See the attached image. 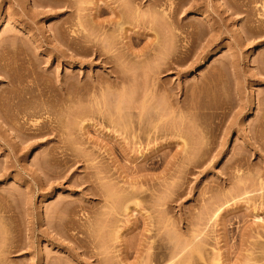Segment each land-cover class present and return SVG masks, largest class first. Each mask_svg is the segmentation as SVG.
Segmentation results:
<instances>
[{
	"label": "rangeland",
	"instance_id": "rangeland-1",
	"mask_svg": "<svg viewBox=\"0 0 264 264\" xmlns=\"http://www.w3.org/2000/svg\"><path fill=\"white\" fill-rule=\"evenodd\" d=\"M71 1L0 0V264H264V0Z\"/></svg>",
	"mask_w": 264,
	"mask_h": 264
},
{
	"label": "bare ground",
	"instance_id": "bare-ground-1",
	"mask_svg": "<svg viewBox=\"0 0 264 264\" xmlns=\"http://www.w3.org/2000/svg\"><path fill=\"white\" fill-rule=\"evenodd\" d=\"M48 1H51V2H53L55 5H62V4H64V5H66L67 7L69 6V7H71L72 6V4L74 3V1H69V0H48ZM81 0H75V2H77L78 4H80L81 2H80ZM155 2V1H154ZM153 2V3H154ZM152 4V3H151ZM153 18H154V16H153ZM114 24H115V26L117 27V28H119V29H122L123 27H122V25H123V11H117L116 12V20H115V22H114ZM58 32H61V30H58ZM62 33V32H61ZM61 33H60V35H61ZM63 34V33H62ZM58 35H59V33H58ZM59 35V37H61ZM70 43V42H69ZM69 47V46H68ZM70 48V47H69ZM80 48V47H79ZM83 48V47H82ZM72 49V48H71ZM73 49H75L76 51L77 50H80V49H77L76 47H75V44H74V48ZM82 51V50H81ZM78 53V52H77ZM99 54V53H98ZM162 56H164V55H162ZM137 57H139V56H137ZM159 59V61L157 62L158 64V66L159 67H157V66H155L156 68H160L159 70H161V69H165L166 67H164L165 65H169L168 67H170V64H171V62H170V64H169V61L168 62H164L165 60H163V58L162 57H159L158 58ZM161 60V61H160ZM163 60V61H162ZM173 63V62H172ZM114 70V69H113ZM114 71H116V70H114ZM115 73V72H114ZM116 73H117V71H116ZM118 74V73H117ZM116 74V77L118 76ZM118 78H119V76H118ZM158 80V79H157ZM11 81V80H10ZM10 84L12 83V81L11 82H9ZM61 86H63V85H61ZM61 86H60V88H61ZM59 88V89H60ZM61 90H65V88H61ZM60 93H61V91H59ZM59 93V94H60ZM63 93V92H62ZM52 131V130H51Z\"/></svg>",
	"mask_w": 264,
	"mask_h": 264
}]
</instances>
